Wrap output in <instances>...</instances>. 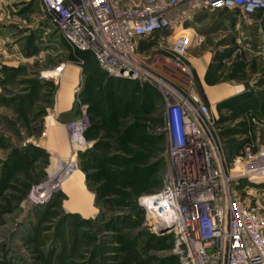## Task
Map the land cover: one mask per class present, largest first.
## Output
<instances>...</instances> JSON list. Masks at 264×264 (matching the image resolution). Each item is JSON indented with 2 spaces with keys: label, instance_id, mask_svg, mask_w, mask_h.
Wrapping results in <instances>:
<instances>
[{
  "label": "rangeland",
  "instance_id": "374dc122",
  "mask_svg": "<svg viewBox=\"0 0 264 264\" xmlns=\"http://www.w3.org/2000/svg\"><path fill=\"white\" fill-rule=\"evenodd\" d=\"M261 12L244 16L240 7L211 11L178 0L169 17L176 31L204 35L187 54L203 99L251 98L264 119ZM155 54L169 58L164 47ZM240 64L245 76L230 79ZM96 69L62 40L38 0H0V264H42L39 252L52 264H180L172 235L154 230L140 203L159 191L165 172L168 143L153 105L159 93ZM223 108V132L241 129L243 113L233 118ZM81 111L90 126L74 148L66 125ZM253 128L264 144V122ZM257 185L252 204L264 211V182Z\"/></svg>",
  "mask_w": 264,
  "mask_h": 264
},
{
  "label": "built area",
  "instance_id": "2783aa9c",
  "mask_svg": "<svg viewBox=\"0 0 264 264\" xmlns=\"http://www.w3.org/2000/svg\"><path fill=\"white\" fill-rule=\"evenodd\" d=\"M38 1L72 50L91 55L108 77L149 85L159 93L155 105L168 143L165 172L159 191L140 203L154 230L172 235L179 263L264 264V211L252 204V191L264 182V144L257 142L260 133L253 127L264 119L247 110L239 120L246 131L223 134L224 121L197 91L187 59L204 35L189 27L176 31L169 17L178 0ZM193 1L211 11L240 7L244 16L264 9V0H257L260 5ZM143 43L164 47L169 58H151L147 48L140 49ZM89 118L81 111L66 125L72 147L84 143Z\"/></svg>",
  "mask_w": 264,
  "mask_h": 264
},
{
  "label": "trees",
  "instance_id": "16d2710c",
  "mask_svg": "<svg viewBox=\"0 0 264 264\" xmlns=\"http://www.w3.org/2000/svg\"><path fill=\"white\" fill-rule=\"evenodd\" d=\"M143 44L146 45V46H149V44H145V43H143ZM140 49H145V47L142 48L141 45H140ZM78 53H80V54H82L84 56L88 55L87 53H82V52H78ZM99 71L102 73L101 76H103L104 75V72H102L99 67L96 69L95 73H99ZM244 76H245L244 67L242 66V64H240L239 67H238V69H237V71H234L229 76V78L230 79H242ZM224 103L226 105L223 106V107H227L230 110V112L233 114L232 115L233 118H236L241 113H244L245 111L249 110L252 113V115H254L255 117H257V118L260 119V116H258L256 114L257 109H258V107H257V104L258 103L256 101H254V99H251V98H247V99L244 98V99H242V97L241 98L240 97H232L230 99H227V101H224ZM224 103H222V104H224ZM222 104H221V106H222ZM240 126H242L241 129L240 128L239 129L238 128L228 129V130H225L223 132V134L225 136H229V135H232V134H235V133H238V132L239 133H244L246 131V128H247L246 127V124L244 122H241L240 123ZM147 136H146V139L149 140V138ZM152 142L153 141H151V143ZM231 147H233V144H231ZM235 147L236 146H234V148ZM141 186H142L141 184H138V183L136 184V188H138V189H140ZM60 190H62V189H60ZM62 192H63V190H62ZM135 194H138V191H136ZM125 195L127 197H129V196L132 195V193L131 192H128V193H125ZM50 214H53V213L51 212ZM76 217H77L78 221L81 224L86 222L84 219L80 218L78 215H76ZM38 258H39V260H41L42 264H52V261H51L52 258H51V256L48 257L47 255H45L42 252H39V257Z\"/></svg>",
  "mask_w": 264,
  "mask_h": 264
},
{
  "label": "crops",
  "instance_id": "0c3cea01",
  "mask_svg": "<svg viewBox=\"0 0 264 264\" xmlns=\"http://www.w3.org/2000/svg\"><path fill=\"white\" fill-rule=\"evenodd\" d=\"M132 1V0H131ZM264 15V13L263 12H261V13H259V17H257V19L258 20H262V16ZM264 23V22H263ZM259 23H256V25H258ZM189 28H191V29H193V30H195L194 28H192V27H189ZM141 47L142 48H147L148 49V51L149 52H151V51H153V50H156V45L154 46V45H149V46H146V45H144V44H141ZM86 57H87V60H89V61H91V62H93V64H95V66L98 68V65H97V63H96V61L93 59V57L91 56V55H86ZM206 57V56H205ZM207 62L209 61V55L207 56ZM204 74H205V68H204V70L202 71V73L198 76L199 77V80H200V82H201V80L203 81V76H204ZM201 76H202V79H201ZM202 83V82H201ZM217 94H219V93H217ZM234 93H230V94H224V95H222L221 97H219L216 101H214L213 100V98H207L206 97V100L211 104V107H212V111H213V113L215 114V117H217L218 118V121L221 123V113H223L224 112V108L221 106V101L222 100H224V99H226V98H229L230 96H232ZM156 102H157V99H155L154 101H153V105L155 106V104H156ZM229 151L231 152V147L229 148ZM65 194V193H64ZM66 195V194H65Z\"/></svg>",
  "mask_w": 264,
  "mask_h": 264
},
{
  "label": "bare ground",
  "instance_id": "6f19581e",
  "mask_svg": "<svg viewBox=\"0 0 264 264\" xmlns=\"http://www.w3.org/2000/svg\"><path fill=\"white\" fill-rule=\"evenodd\" d=\"M262 1V0H261ZM260 5L261 4V2L260 1H257V0H251L250 1V5ZM68 137H69V135H68ZM70 138V137H69ZM71 139L74 141V142H79V144H81L82 143V141H81V138H79V137H71ZM71 141V140H70ZM77 147V146H76ZM59 167H61V164H59ZM55 169V168H54ZM53 175H58L57 173H52ZM59 174H61V173H59ZM61 183H63V185H66V182L65 181H61ZM58 183H56L55 185H57ZM54 187V186H53ZM57 187V186H56Z\"/></svg>",
  "mask_w": 264,
  "mask_h": 264
}]
</instances>
